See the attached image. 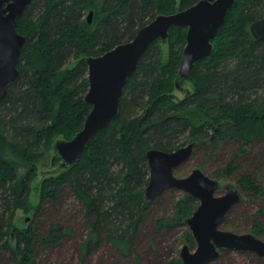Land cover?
Segmentation results:
<instances>
[{
	"label": "trees",
	"instance_id": "trees-1",
	"mask_svg": "<svg viewBox=\"0 0 264 264\" xmlns=\"http://www.w3.org/2000/svg\"><path fill=\"white\" fill-rule=\"evenodd\" d=\"M197 1L31 0L24 8L17 20L25 37L18 75L0 101V264H36L38 246L53 248L76 234L62 204L66 193L82 211L86 229L76 247L80 263L112 248L115 259L103 264H140L135 244L144 236L142 229L148 230L149 209L165 194L153 202L144 198L146 152L172 151L196 140L205 142L190 156H202L195 168L204 172L206 164L220 160L207 175L219 181L234 178L242 193L222 224L243 215L253 234L264 232V40L250 33V24L264 16V0H235L212 40V52L195 63L183 83L182 98L174 94V82L186 28L169 29L167 59L161 40H154L126 81L118 115L94 134L72 167L58 170L53 155L56 167L40 184L35 218L25 227L14 225L17 209L32 208L38 162L59 137L70 139L81 129L91 108L84 101L85 57L129 41L157 14ZM187 81L191 88L184 85ZM229 145L236 148L229 151ZM179 194L170 219L154 220L157 230L184 222L197 207L194 197ZM259 200L258 210L244 209L245 201ZM49 203L54 205L48 208ZM42 216L47 224L39 222Z\"/></svg>",
	"mask_w": 264,
	"mask_h": 264
},
{
	"label": "water",
	"instance_id": "water-1",
	"mask_svg": "<svg viewBox=\"0 0 264 264\" xmlns=\"http://www.w3.org/2000/svg\"><path fill=\"white\" fill-rule=\"evenodd\" d=\"M31 0H0V101L7 86L17 77V62L25 42L17 30V20ZM235 0H198L189 7L169 14H157L137 30L129 41L119 43L98 56H87L88 89L84 101L91 108L79 131L70 139H57L52 146L59 163L57 169L76 164L94 134L105 128L118 115L119 103L127 79L135 71L142 54L156 39L167 42L172 26L186 28V42L181 52L175 77V88L186 89L183 83L195 63L210 55L212 40L224 23ZM92 11L87 15L90 22ZM250 33L264 40V16L250 24ZM205 141H191L172 151L150 148L146 152L149 180L144 188L148 202L156 200L164 191L176 189L198 201L192 214L185 220L196 247L184 244L179 257L182 264H210L222 251H250L264 258V241L253 233H235L220 228L226 214L242 200V193L234 184H227L224 192L216 195L220 181L192 169L183 177L175 170L186 162L195 146Z\"/></svg>",
	"mask_w": 264,
	"mask_h": 264
},
{
	"label": "rangeland",
	"instance_id": "rangeland-1",
	"mask_svg": "<svg viewBox=\"0 0 264 264\" xmlns=\"http://www.w3.org/2000/svg\"><path fill=\"white\" fill-rule=\"evenodd\" d=\"M179 2V0H176ZM163 58L167 59L168 45L163 43ZM186 87L191 88V84L187 81L184 84ZM174 94L179 98L184 96V92L180 90H175ZM61 138V137H59ZM229 151L236 148L235 145H229L226 147ZM228 154V151L226 152ZM53 149L47 150L43 158L37 164V176L31 185V191L29 196V204L32 206L30 211H25L24 209H17L14 217V225L18 227H25L34 217L33 208L39 201V187L42 180L51 175L54 171L56 164L53 160ZM227 155H225L226 157ZM231 154L227 157L229 158ZM227 158V159H228ZM202 161V156L197 153L193 157H190L186 162L179 166L174 174L179 177L187 175L192 169L197 167L198 163ZM219 161V162H218ZM209 162L203 168L204 173L212 175L213 171L218 168V163L221 161ZM264 180V166L262 169ZM221 186L217 190L216 195H220L224 192L225 186L227 184H235L234 178H228L227 180H220ZM171 190V191H170ZM180 191L176 189H169L165 191L164 196L161 198L160 202L151 206L149 209V215L147 216V229L142 233L143 238L139 240L134 247V251L139 254L140 264H182L179 257L180 250L184 244H187L191 250L195 249L196 244L186 238V231H189L188 225L184 222L176 225H172L163 230H157L154 225V220L157 218L165 216L167 219L173 215V204L176 199L180 197ZM62 204L67 208L66 218L69 224L74 226L76 234L68 235L64 237L62 242L53 248H43L38 246L37 248V261L36 264H82L80 263L78 257L76 256V247L78 242L84 237L86 229L82 223V211L74 206L73 198L68 195V193L63 195ZM246 202V203H245ZM243 207L245 210L256 211L259 208V201H245ZM50 205H54L49 203ZM45 224L48 223L47 218L43 216L39 220ZM73 228V229H74ZM155 228V230H154ZM223 230L233 231L235 233H252L251 223L243 215H236L228 219V222L220 226ZM154 230V232H153ZM191 234V232H190ZM258 236L264 241V232L258 234ZM106 258L115 259V252L111 248L109 250H104L103 256L100 254H93L90 257V263L86 261L84 264H103ZM263 259L261 262L260 260ZM120 261V260H119ZM264 264V258H259V256L253 252L246 251L242 252L240 250H228L222 251L220 256L210 264ZM115 264H131L128 261H120Z\"/></svg>",
	"mask_w": 264,
	"mask_h": 264
}]
</instances>
